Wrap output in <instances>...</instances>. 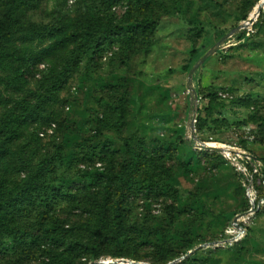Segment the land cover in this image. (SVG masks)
Masks as SVG:
<instances>
[{
    "label": "rangeland",
    "instance_id": "374dc122",
    "mask_svg": "<svg viewBox=\"0 0 264 264\" xmlns=\"http://www.w3.org/2000/svg\"><path fill=\"white\" fill-rule=\"evenodd\" d=\"M33 1L24 23L43 32H86L88 25L100 30L125 19H154L156 25L130 49L114 43L93 61L84 57L76 72L62 78L66 83L57 103L44 106L45 114H52L45 121L34 119L35 97L62 51L38 58L32 74V68L20 71L22 95L7 91L15 78L2 62L0 131L5 125L16 128L10 123L15 118L21 133L8 145L0 176L20 186L24 171L30 168L31 175L40 165V193L109 190L110 208L122 210L137 249L117 239L106 251L114 257L104 258L112 262L169 264L184 257L173 264H264V206L246 222L244 240L232 247L219 244L233 217L244 213V181L235 174L233 157L199 147L214 143L264 160V6L241 41L236 32L193 73L195 120L186 87L190 69L245 21L259 0H151L150 6L126 0ZM52 42L34 41L27 52L38 57ZM0 136L3 145L10 133ZM48 201L65 207L60 200ZM95 203L86 202L75 214L86 217L84 211ZM105 220L103 236L113 243L118 231L111 210Z\"/></svg>",
    "mask_w": 264,
    "mask_h": 264
},
{
    "label": "trees",
    "instance_id": "16d2710c",
    "mask_svg": "<svg viewBox=\"0 0 264 264\" xmlns=\"http://www.w3.org/2000/svg\"><path fill=\"white\" fill-rule=\"evenodd\" d=\"M126 1L128 4L145 6L151 4V0ZM33 2V0H0V64L6 62L8 70L15 78V81L7 83V91L11 92V96L22 95V83L25 82H21L23 74L18 76L20 71L29 72L32 68V74L38 58L39 61L44 58L47 60L56 51H62L61 54L54 55L56 66L48 74L47 80L43 81L44 85L40 87L42 93L36 97L34 95L39 104L35 112L33 109L36 113L34 119H42V121L52 115L45 114L44 106L47 108L57 103L58 93L66 83L64 77L68 78L71 73L76 72L84 57L93 61L94 56L102 51V47L114 43L130 49L137 39L150 36L156 25L154 19L144 18L135 22L125 19L116 23L111 21L100 30H94L88 25L84 28L86 32L79 30L73 32L68 29L66 31L64 28L44 29L43 32L32 24L24 23L25 13L31 10ZM3 3L7 4L1 8ZM243 20H247V17H243ZM255 24L256 22L253 27ZM246 34L245 30L237 33L236 41H241ZM34 41L53 42L37 57L33 50L27 52L28 45ZM195 53L192 51V57ZM58 67H60L59 70H57ZM188 70L189 68H186L185 71L188 72ZM0 81L2 82L1 79ZM10 123L16 128L10 130L5 125V131H0V135L3 136L10 133V136H7L8 141L0 145V168L2 162L6 157L8 158L9 148L18 141L21 133L19 119L14 118ZM188 143L191 144L192 141ZM257 159L263 164V168L259 174L253 175V187L257 199H261L264 198V160ZM244 164L247 171L251 173L250 165ZM41 167L39 165L37 171L31 175V169L27 168L24 171L27 176L23 178L20 186L8 182L6 175L0 176V264H89L102 260L106 256L114 257L106 251L117 244L116 241L120 238L123 239L121 244L124 247L137 252L128 239L130 227L127 228L125 225L122 210L110 208L113 196L109 190L95 194L89 189H84V195L79 196L63 194V188H52L48 192L40 193L37 187L40 186L39 183L44 175V170H40ZM140 168L136 167V170ZM235 174L238 178H243L237 171ZM241 184L245 198V208L242 212H246L250 206L245 196L243 183ZM48 199L60 200L65 207L51 205ZM88 201H96L93 210L84 211L87 214L86 217L77 216L76 208L85 205ZM118 203L120 206L121 199ZM110 210L116 226L114 229L118 231L113 237L115 238L113 243L112 240L103 236L108 227L105 219ZM260 211L261 209L256 215Z\"/></svg>",
    "mask_w": 264,
    "mask_h": 264
},
{
    "label": "built area",
    "instance_id": "2783aa9c",
    "mask_svg": "<svg viewBox=\"0 0 264 264\" xmlns=\"http://www.w3.org/2000/svg\"><path fill=\"white\" fill-rule=\"evenodd\" d=\"M256 22V21H255ZM254 22V23H255ZM254 25V24H253ZM253 25H249L245 31L247 33L251 31L249 27H253ZM242 154H233L229 153L228 155H224L226 158L233 157L234 159V167L236 171L243 177L242 180L243 186L245 188V196L248 199L249 202V209L246 211L248 214L244 217H241L237 220V226L234 227L232 223L226 228L224 232V237L219 244L222 246H230L240 243L247 235L248 227L245 226L247 221L252 220L254 216H256V213L262 209L264 206V198L257 199L256 191L253 187V175L259 174L261 169L263 168V164L254 156L250 155L247 152H242ZM240 159V160H239ZM247 163L252 168V172H248L245 164Z\"/></svg>",
    "mask_w": 264,
    "mask_h": 264
},
{
    "label": "water",
    "instance_id": "95a60500",
    "mask_svg": "<svg viewBox=\"0 0 264 264\" xmlns=\"http://www.w3.org/2000/svg\"><path fill=\"white\" fill-rule=\"evenodd\" d=\"M263 8V7H262ZM261 8L258 9V13H257V16L259 15V12H260ZM257 18V17H256ZM256 21V19H252L250 17L247 18V20L243 21L235 30H232L231 32H229L227 35H225L221 40H219L212 48L211 50H209L206 54H204L202 56V58H200L196 64L190 69V71L188 72V76H187V84H186V87H187V91H188V94L190 96V100H191V104H190V109H191V116H193V120H195V113H196V109L193 108L195 107V105L197 104V95L196 93L194 92L193 88H192V76H193V73L195 72V70L197 68H199L210 56H212L213 54H215L218 49L221 47V45L226 42L229 38H231L236 32L239 33L245 29L248 28L249 24L250 25H253L254 22ZM192 128L193 126L191 125V136L192 138L194 139V135L192 134ZM200 148L202 149H208V150H212V151H217V152H221L223 153V151L220 149V148H216V147H208L206 146L205 144L204 145H200L199 146ZM229 153L231 154H242L244 155L242 152H234V151H229ZM224 154V153H223ZM225 155V154H224ZM248 214V212H244V213H241V214H238L236 216L233 217L232 219V225L234 227L237 226V220L241 217H244ZM184 258V257H183ZM181 258V259H183ZM181 259L179 260H176L172 263H169V264H173V263H176V262H179ZM114 263H117V264H137V263H134V262H128V261H125V260H120V261H116V262H112L111 260L109 259H102V260H99V261H96V262H90L89 264H114Z\"/></svg>",
    "mask_w": 264,
    "mask_h": 264
},
{
    "label": "bare ground",
    "instance_id": "6f19581e",
    "mask_svg": "<svg viewBox=\"0 0 264 264\" xmlns=\"http://www.w3.org/2000/svg\"><path fill=\"white\" fill-rule=\"evenodd\" d=\"M263 6H264V0H259V2L253 8V10H252V12H251L249 17L252 18V19H256L257 13H258V9L262 8ZM205 145L208 146V147L220 148L225 155H228L229 151H232L231 149H229V148H227L225 146L215 145L214 143H209V144H205Z\"/></svg>",
    "mask_w": 264,
    "mask_h": 264
}]
</instances>
